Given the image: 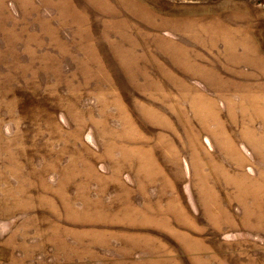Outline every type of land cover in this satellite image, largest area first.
I'll list each match as a JSON object with an SVG mask.
<instances>
[{
    "label": "rangeland",
    "instance_id": "374dc122",
    "mask_svg": "<svg viewBox=\"0 0 264 264\" xmlns=\"http://www.w3.org/2000/svg\"><path fill=\"white\" fill-rule=\"evenodd\" d=\"M0 264H264V0H0Z\"/></svg>",
    "mask_w": 264,
    "mask_h": 264
},
{
    "label": "bare ground",
    "instance_id": "6f19581e",
    "mask_svg": "<svg viewBox=\"0 0 264 264\" xmlns=\"http://www.w3.org/2000/svg\"><path fill=\"white\" fill-rule=\"evenodd\" d=\"M216 42V41H215ZM237 55V54H236ZM235 57V56H234ZM241 76V75H240ZM234 86V85H233ZM227 87V86H226ZM235 166V165H234ZM243 173V172H242Z\"/></svg>",
    "mask_w": 264,
    "mask_h": 264
}]
</instances>
